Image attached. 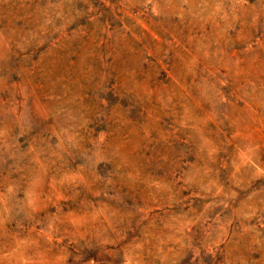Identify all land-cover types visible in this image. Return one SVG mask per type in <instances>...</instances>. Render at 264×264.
<instances>
[{"label": "rangeland", "instance_id": "rangeland-1", "mask_svg": "<svg viewBox=\"0 0 264 264\" xmlns=\"http://www.w3.org/2000/svg\"><path fill=\"white\" fill-rule=\"evenodd\" d=\"M0 264H264V0H0Z\"/></svg>", "mask_w": 264, "mask_h": 264}]
</instances>
